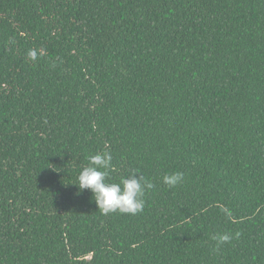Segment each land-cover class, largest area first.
Instances as JSON below:
<instances>
[{"label":"trees","instance_id":"1","mask_svg":"<svg viewBox=\"0 0 264 264\" xmlns=\"http://www.w3.org/2000/svg\"><path fill=\"white\" fill-rule=\"evenodd\" d=\"M0 264H264V0H0Z\"/></svg>","mask_w":264,"mask_h":264},{"label":"clouds","instance_id":"2","mask_svg":"<svg viewBox=\"0 0 264 264\" xmlns=\"http://www.w3.org/2000/svg\"><path fill=\"white\" fill-rule=\"evenodd\" d=\"M31 59H36V53L29 51ZM88 163L77 175L78 194L84 190L91 193L92 200L100 212L107 215L119 212L120 214L135 215L140 213L145 205V196L154 185L142 175L133 170L126 177H122L118 183L106 182L108 172L112 167V156L109 152L96 153L87 157ZM182 172L166 173L162 182L169 188L182 183ZM237 235H239L237 233ZM219 248L232 239L230 233H217L212 237Z\"/></svg>","mask_w":264,"mask_h":264}]
</instances>
